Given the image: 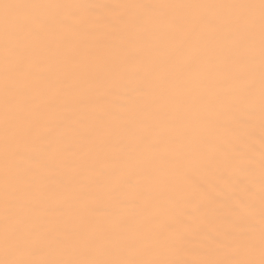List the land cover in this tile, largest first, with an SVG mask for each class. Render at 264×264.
I'll return each mask as SVG.
<instances>
[{"label":"bare ground","instance_id":"obj_1","mask_svg":"<svg viewBox=\"0 0 264 264\" xmlns=\"http://www.w3.org/2000/svg\"><path fill=\"white\" fill-rule=\"evenodd\" d=\"M8 2L71 7L33 9L45 31L7 51L0 30V259L7 227L32 259L195 264L251 243L258 260L259 10L164 9L145 27L126 6L259 0Z\"/></svg>","mask_w":264,"mask_h":264},{"label":"snow or ice","instance_id":"obj_2","mask_svg":"<svg viewBox=\"0 0 264 264\" xmlns=\"http://www.w3.org/2000/svg\"><path fill=\"white\" fill-rule=\"evenodd\" d=\"M41 7L51 8H68L70 5H38L26 2H8V0H0V30L3 32L6 51L7 45L14 36L26 33L30 36L37 37L46 29V20L41 16L34 14L33 9ZM131 8H143L145 12L143 15L137 17L138 22L147 27L151 24L152 19L158 14L159 10L176 9V8H193V9H214L224 8L231 10H259V24H260V43L261 54L264 56V0H259V3H233V4H157V5H128ZM248 22L255 23V17H247ZM198 21L207 24L209 27H215L213 17L202 15L198 17ZM161 22L167 23V17L161 15ZM187 23L192 22V18H186ZM7 65V59H6ZM7 71V67H6ZM6 106L7 96L11 94L12 89L6 79ZM261 106L264 111V76L261 80ZM10 131V124L8 120L7 108L5 111V140L7 153V140ZM250 191V189H248ZM261 217H260V246L259 259H255V246L253 244L246 245L243 249L235 250L234 256L237 258L227 260H210L197 261L195 264H264V153L261 159ZM5 217L11 218L17 215L16 209L9 203L7 184L5 190ZM4 259H0V264H183V262L172 261H144L125 258H115L106 255L104 250H98L92 258L81 259H32L26 253L25 249L20 245L19 241L15 239L14 234L6 227L3 236Z\"/></svg>","mask_w":264,"mask_h":264}]
</instances>
